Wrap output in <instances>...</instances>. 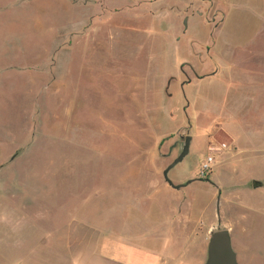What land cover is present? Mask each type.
<instances>
[{
	"label": "rangeland",
	"instance_id": "1",
	"mask_svg": "<svg viewBox=\"0 0 264 264\" xmlns=\"http://www.w3.org/2000/svg\"><path fill=\"white\" fill-rule=\"evenodd\" d=\"M219 73L223 89L205 82ZM240 106L264 124V0H0V264L33 246L34 220L97 219L120 191L139 190L129 227L185 215L187 264L206 263L218 229L239 264H264V141L240 154L216 133L249 137ZM251 131L264 139V127ZM187 135L169 178L194 181L176 190L163 172ZM220 142L230 147L202 178Z\"/></svg>",
	"mask_w": 264,
	"mask_h": 264
},
{
	"label": "crops",
	"instance_id": "2",
	"mask_svg": "<svg viewBox=\"0 0 264 264\" xmlns=\"http://www.w3.org/2000/svg\"><path fill=\"white\" fill-rule=\"evenodd\" d=\"M187 48L194 49L193 46ZM203 48L207 53H211L210 48L205 45L201 46V49ZM196 57L202 65L203 54L197 52ZM222 76L221 73L206 75L205 82L209 85H221L223 89ZM254 112L258 115V108ZM237 113L242 114L241 120L245 122L242 126L249 137H243L244 135L238 133L235 127L230 126L216 128V133L223 131L235 149L241 148L237 151L241 154L249 148L248 146H253L255 149L263 143L264 139L260 138L261 135L256 139L252 138L251 130L256 128L260 130L264 124L260 116L241 106ZM251 115L254 117H249ZM247 129L251 130L246 131ZM120 193L121 195L114 201L104 203L103 214H99L97 219L94 215L80 217L69 213L64 222L52 218L47 220L51 224L49 227L44 224L43 219H39V222L37 219L34 220L32 225L25 227V233L27 232L25 236L31 238L30 234H33V246L25 247L13 254H3L10 258L6 264H187L188 255L185 257V248L190 249L192 238L191 235L190 237L186 235L184 226L191 220L185 215H178L175 210L173 214L176 216L167 212V217H163L155 224L152 223V227H142L139 231L135 229L133 231L129 227L128 218L133 210H142V198L144 194L147 196V193L139 190L138 193L135 192L139 194L138 197L135 195V198L133 195L132 197L125 195L129 191H120ZM164 193H167L168 199L173 197L177 201L179 209L185 206L186 195L181 196L170 190ZM150 196L152 197V194ZM31 207L28 205L25 209ZM58 208L60 209L61 206L54 207V211ZM180 226L183 228L180 229ZM133 241L139 242L141 246L134 245ZM39 246L41 248L45 246V249L38 250ZM188 264H201V259L199 257L196 261V256L189 254Z\"/></svg>",
	"mask_w": 264,
	"mask_h": 264
},
{
	"label": "water",
	"instance_id": "3",
	"mask_svg": "<svg viewBox=\"0 0 264 264\" xmlns=\"http://www.w3.org/2000/svg\"><path fill=\"white\" fill-rule=\"evenodd\" d=\"M192 141V136L187 135L185 138V143L182 148V152L179 156L171 162L163 172L165 180L168 184L175 188L180 189L181 187L185 186L193 182L194 180H189L185 184H174L171 179L169 178V172L171 169L181 162L185 156L189 152V147ZM218 215V222H221V218L219 215V211H217ZM205 264H239L237 253L235 252L233 245H232V236L228 229H218V230H211L209 243H208V257Z\"/></svg>",
	"mask_w": 264,
	"mask_h": 264
},
{
	"label": "built area",
	"instance_id": "4",
	"mask_svg": "<svg viewBox=\"0 0 264 264\" xmlns=\"http://www.w3.org/2000/svg\"><path fill=\"white\" fill-rule=\"evenodd\" d=\"M230 147V144L227 142H220L217 143L216 146L212 145L210 153L206 157V159L202 162L200 169H199V175L202 178H207L211 172L213 171L215 160H216V153L218 152H225Z\"/></svg>",
	"mask_w": 264,
	"mask_h": 264
}]
</instances>
